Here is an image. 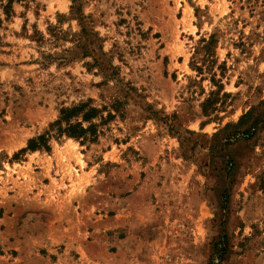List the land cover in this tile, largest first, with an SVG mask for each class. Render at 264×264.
<instances>
[{"label": "rangeland", "instance_id": "374dc122", "mask_svg": "<svg viewBox=\"0 0 264 264\" xmlns=\"http://www.w3.org/2000/svg\"><path fill=\"white\" fill-rule=\"evenodd\" d=\"M91 100L96 142L14 158ZM223 233L264 264V0H0V264H218Z\"/></svg>", "mask_w": 264, "mask_h": 264}, {"label": "trees", "instance_id": "16d2710c", "mask_svg": "<svg viewBox=\"0 0 264 264\" xmlns=\"http://www.w3.org/2000/svg\"><path fill=\"white\" fill-rule=\"evenodd\" d=\"M91 103L92 100L88 103H82L72 108H63L60 112L59 119L50 125V129L44 135L30 140L28 147L21 150V152L16 154L14 158L17 159L21 153H25L26 151H50V140L53 137L59 138L67 136L80 141L81 144L86 142H96L100 133L99 128L106 123L109 118H113V115L108 113V117H105L103 112L95 107H92ZM210 103V100L204 103V112L206 111L207 105ZM97 120H99L98 123H96ZM228 238L229 237L223 233L213 244L212 260H218V264H220L228 254ZM211 264H215L214 261Z\"/></svg>", "mask_w": 264, "mask_h": 264}]
</instances>
